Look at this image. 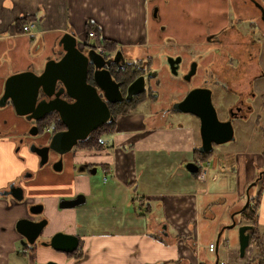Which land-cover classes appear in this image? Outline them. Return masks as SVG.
<instances>
[{
    "label": "crops",
    "instance_id": "crops-1",
    "mask_svg": "<svg viewBox=\"0 0 264 264\" xmlns=\"http://www.w3.org/2000/svg\"><path fill=\"white\" fill-rule=\"evenodd\" d=\"M199 1L203 0H161L159 5L158 0H0V98L10 75L27 70L40 74L48 59H59L64 52L58 43L65 33L73 32L82 45L90 41L87 24L91 22L99 28L101 37L115 42L124 59L152 58L154 66L155 59L148 49L154 5L162 20L163 12L177 11L181 3L187 11L190 4ZM235 1L226 0L225 4L232 9ZM219 14L223 26L217 29L211 23L206 35L229 26L228 10ZM28 24L34 25L25 31L23 26ZM157 101L158 97L147 98L130 113L118 115L113 131L102 136L105 144L99 156L85 158L91 155L86 153L89 150L79 149L65 155L61 170L46 167L40 177L28 183L25 201L0 196V264H203L198 220L208 213L207 208H212L211 184L219 183L216 195L230 199L232 214L239 211L247 202V193L251 197L256 187L250 188V184L264 170V148L261 153L240 150L232 172L222 158V176L213 173L206 181H200L186 168L197 158L196 149L201 145L195 129L168 120ZM146 102L153 108H145V114L139 112ZM30 124L25 116L17 114L11 102L0 106V190L19 180L27 168L32 169L26 166L6 178L19 165L28 164L29 156L21 155L27 148L17 152L16 147L19 135ZM243 131L239 129V134L246 138ZM261 141L264 145L263 135ZM232 151L233 146L229 145L220 152L231 158ZM20 156L26 157L27 162ZM30 157L36 160L31 154ZM87 158L104 163L103 183L111 180L108 189L99 190L92 174L77 167ZM207 160L213 169L210 155ZM79 195L84 196L83 203L61 208V201ZM101 198H108V202L93 203ZM36 201L45 204L49 225L44 237L27 247L22 244L24 238L16 225L23 218L37 219L28 210ZM258 213L259 227L264 232V183ZM57 232L79 237L80 257L42 244ZM211 242L213 239L206 246Z\"/></svg>",
    "mask_w": 264,
    "mask_h": 264
},
{
    "label": "water",
    "instance_id": "water-1",
    "mask_svg": "<svg viewBox=\"0 0 264 264\" xmlns=\"http://www.w3.org/2000/svg\"><path fill=\"white\" fill-rule=\"evenodd\" d=\"M264 12L263 6L256 3ZM158 9L155 8L154 15L157 16ZM58 45L62 48L63 54L59 59L50 58L47 60L44 70L38 74L33 70H27L10 75L4 85V92L0 98V106L6 105L8 100L13 104L17 114L27 119L39 120L50 112H58L61 121L65 125L53 135V150L63 155L69 152L80 140L87 139L99 126L112 120L111 112L107 102H119L123 100L119 83L113 79L108 69L111 59L107 60L104 55L95 49L84 50L73 32H67L60 39ZM117 56H121L118 52ZM181 58L174 62H179ZM169 64H173L168 59ZM93 67L94 84L88 82L89 69ZM172 67V66H171ZM186 80H190L195 74V64L191 67ZM174 74L177 73L173 68ZM145 88V78H137L128 87L127 99L141 93ZM103 92V96L98 93ZM66 94L67 98L63 95ZM43 95V97H41ZM181 113H189L199 118V135L201 145L198 147L202 154H210L214 145L225 144L235 140L234 127L231 121H220L212 104L211 91L207 88H196L191 90L187 96L176 102L173 106ZM46 161V160H44ZM62 165L58 168L61 169ZM186 168L190 172H197L199 166L195 162H189ZM97 171L91 172L92 175ZM262 171L258 178L250 184V188L257 184L262 177ZM21 191V190H20ZM22 192V191H21ZM6 195H12L16 200H22L23 194L11 190ZM247 202L239 210L232 214L233 222L224 226L217 238L218 254L219 239L227 227H234L237 224L235 215L246 208L250 197L247 193ZM84 202V196L79 195L73 199L63 200L61 208H72ZM43 205H34L30 208L33 214H39ZM36 207H40L36 208ZM48 223L47 219L35 221L29 218L20 219L17 222V230L22 234L24 246H34L40 239L44 228ZM253 225L240 224L239 226V254L244 257L251 245V230ZM79 237L65 232L53 234L48 242L57 251L72 253L79 247ZM217 255L215 264H219ZM47 264H58L49 261Z\"/></svg>",
    "mask_w": 264,
    "mask_h": 264
},
{
    "label": "flooded vegetation",
    "instance_id": "flooded-vegetation-1",
    "mask_svg": "<svg viewBox=\"0 0 264 264\" xmlns=\"http://www.w3.org/2000/svg\"><path fill=\"white\" fill-rule=\"evenodd\" d=\"M239 3H244L245 6L243 8L246 11H240L242 9H238L237 5H239ZM256 3L264 8V0H239L232 4L233 9L236 7L238 12L236 22L231 20L232 22L229 24V26H231L230 28L227 26L217 34L215 33L211 35L213 41V55L207 67L200 68L201 61L197 59L190 60L187 67H185L187 60L184 54L167 55V64L170 73L189 86V89L181 100H183L193 89H209L211 91L212 104L219 120L231 121L233 124L235 133L234 141L237 139L239 129L246 128L251 121L253 122V127L260 130L264 136V41L261 37V35L264 36V12ZM251 4L253 6H251ZM250 6L255 8L258 12L256 14L250 13L249 15L247 11ZM239 20L247 22L248 30L243 32L240 30L238 27ZM87 42L89 43V41ZM81 48L84 50L90 49V47L85 45ZM117 53L118 51L112 56H105V58L107 60L111 59L112 63L108 69L110 70L113 79L119 83L123 100L119 102H107L113 119L106 123H112L117 116L115 113V107L117 104L131 101L136 97V95H134L131 99H127L128 87L133 81L143 76L145 78V88L143 91L147 93L148 88L151 87L150 81L157 77V73L150 69L147 63H143L131 70L136 74V78L125 86L122 79L116 78L115 74L124 69L127 64L126 62L128 61L123 58L121 52V56H117ZM169 58L173 64H169ZM178 58H181L180 61L174 62ZM193 64H195V74L190 80H186L185 78L191 71ZM172 68L177 71L176 74L172 72ZM202 75L203 78H200ZM198 76H200V79L195 83V79ZM88 82L94 84L93 67L89 69ZM157 83L159 84V80ZM98 93L103 96L101 90H98ZM41 97H43V95H41ZM63 97L67 98V95L64 94ZM67 99L71 100L70 98ZM8 102L11 101L8 100ZM173 106L172 109H174ZM196 119L198 120L200 127V120L198 117H196ZM29 121L31 122L30 126L23 134L19 135V142L16 150L17 152H20L22 147H26L29 154L36 157L35 165L37 170L27 168L19 180L10 182L7 187L0 190V196L2 197H13L10 194H5L11 190H15L17 193H22V200L15 199L18 202L25 201V193L28 183L35 180L36 177H40L41 172L46 170V167H51L52 170L56 171L63 164L64 157L67 153L72 151L76 152L79 149H81V151H88V149L80 147V142H83L86 139L80 140L69 152L63 155L53 150V135L66 128L61 121L58 112H50L39 120L32 118ZM10 131H12V129H10ZM0 134H3L1 130ZM100 152L101 150H89L86 153L91 155H85V158L88 157L90 159V156H99L98 154ZM20 157L24 162H27L26 157ZM88 158L87 160H81L77 164V167L81 170L89 171L90 173L98 170L99 173L104 163L92 162ZM263 171L264 170H262V172ZM34 205H43L41 206L42 210L39 214H33L30 212V208ZM36 208L41 209L40 207ZM28 210L31 216L37 218L35 221L42 219L49 220L45 215V204L41 201H36L35 203L30 204ZM48 223L40 238L44 237L43 235L49 225ZM76 251L77 250L74 252Z\"/></svg>",
    "mask_w": 264,
    "mask_h": 264
},
{
    "label": "rangeland",
    "instance_id": "rangeland-1",
    "mask_svg": "<svg viewBox=\"0 0 264 264\" xmlns=\"http://www.w3.org/2000/svg\"><path fill=\"white\" fill-rule=\"evenodd\" d=\"M158 1L160 5L161 0ZM225 1L226 0H203L199 2H193L190 4V7L187 9V11L182 7L183 3H181L179 7L181 10L178 8L177 11H171L169 9L167 13L163 12L162 20L158 18V14L157 16L154 15L155 8L158 9L156 4L154 5L152 12V39L148 49L150 50L149 54L151 53L155 59L152 70L157 73V77L152 79L150 83L152 89L155 90L158 95L157 105L160 106V111H163V113L166 114L168 120H173L174 124L177 125L182 122L185 125H189L194 128L198 135L197 143H201V139L199 135V123L196 117L192 114L181 113L172 109V106L176 102H179L186 94L189 86L184 84L179 78H176L170 73L167 64V55L184 54L187 60L185 67H187L188 62L192 59L201 61L200 68L207 67L213 55L212 36L205 34V32H207V28L211 23L217 25V29L223 26V21L221 20V16L219 14V12L223 9L228 10L230 19L229 24L232 22L231 20L236 22L238 14L236 7H234V9H231L230 5L227 7ZM237 6L238 9H242L240 11H246L243 8L245 6L244 3H239ZM251 6L253 5L251 4ZM251 6L248 8L247 13L249 15L250 13L256 14L258 11ZM190 10H194L195 13H189ZM230 27L231 26H228V28ZM238 27L242 32L248 30V25L245 21L239 20ZM198 28L201 29V31H199ZM217 33L218 32H216V34ZM261 37L264 41V36L261 35ZM199 77L200 76L195 79V83L198 82L200 78H203V75L200 78ZM158 80L159 84H157ZM148 107H150L149 109L153 108L149 102H146L139 108L138 111L145 114L147 111L145 108ZM255 128L253 127V122L251 121L246 126L244 131L241 129L243 132H245L244 135L247 136L246 138H243L242 133L239 134L238 132L236 141L215 145L214 152L210 154L212 163L215 167L213 169L211 167L209 178L213 173H218L219 176H222V172L225 170V164H223L222 158L226 159L228 171L232 172L234 171V168L237 164L236 154L240 150L253 149L255 153L262 152V149L264 148V145L261 141L262 133L260 130ZM253 137H255V139ZM106 138L111 141L113 140L112 136H106ZM229 145L233 146V153L230 155L231 158L222 156L220 152ZM216 157L218 158L216 159ZM92 176L93 183L98 185L97 188L99 190H102L103 188L108 189L111 180L109 181V184H105V182L103 183L102 171H99V173ZM218 186L219 183L217 182L211 184V194L209 198H211L210 207L212 208H207L208 213L204 215L205 218L202 216L201 219L198 220L200 229L198 243L201 245L200 252H202L204 255V257L201 258V262H203V264H206L207 262V264L210 262L215 263L217 257V254L215 253L216 251L214 253L210 252L206 245L211 239H213V242L217 243V237L223 226L229 224L231 225L233 222L231 217L232 213L230 212L232 209V206H230V199L225 198L223 195H216ZM204 187L205 186H203V188ZM231 191H233V189L230 190V193H232ZM253 192H257V187H253L252 193ZM96 202H108V198H101L93 201V203ZM202 209L203 207H201V210ZM203 214L204 212L202 211V215ZM236 217H238V220H236ZM241 219V215L236 214V226L227 227L222 233L218 254L220 260L219 264H222L221 261H225L227 264H251V258H253V255H255L252 241L245 256L242 258L239 254V226L240 223L247 224L246 222H248L247 220Z\"/></svg>",
    "mask_w": 264,
    "mask_h": 264
},
{
    "label": "trees",
    "instance_id": "trees-1",
    "mask_svg": "<svg viewBox=\"0 0 264 264\" xmlns=\"http://www.w3.org/2000/svg\"><path fill=\"white\" fill-rule=\"evenodd\" d=\"M87 28L88 31L90 30L96 31L97 33L96 43L98 45L104 46L107 52L109 53V55L112 56L118 51L115 42L108 38L101 37L99 28L95 26L92 22L87 24ZM126 63H127L126 67L122 69L120 72H117L115 74L116 78L122 79L123 84L125 86L136 78V74H134V72L131 71L133 68H136L143 63H147L149 68L152 69L153 59L152 58H149L147 60L137 59V60L128 61ZM156 97H157V92L153 90L152 87H149L147 93L143 91L142 93L137 94L136 97L131 101H126L122 104H117L118 106L116 105L115 107V113L117 116L120 114H128L131 111H133L138 106V104L145 101L147 98L156 99ZM117 116L115 117L112 123L103 124L99 126L95 131H93L92 134L86 140L80 142L81 143L80 147H83L88 150H102L103 148V146L101 145L102 136L106 133H111L113 131V129L116 126ZM209 155L210 154H202L196 149L197 158L194 160V162L198 163L199 161L207 160ZM199 171L200 168L197 172H193L192 174L195 177H197ZM258 176L259 174L257 175L256 179L258 178ZM263 183H264V171L262 177L259 179V181L256 184L257 192L256 193L253 192L251 194L249 203L246 206V208L240 211L239 213H237L241 215L243 220L248 221L246 222L247 224L253 225V228L250 233H251V241L254 245L255 255H253V258H251V264H264V232L259 227V213H258ZM79 251L74 252L73 255L77 254V256L80 257L81 253H79Z\"/></svg>",
    "mask_w": 264,
    "mask_h": 264
},
{
    "label": "built area",
    "instance_id": "built-area-1",
    "mask_svg": "<svg viewBox=\"0 0 264 264\" xmlns=\"http://www.w3.org/2000/svg\"><path fill=\"white\" fill-rule=\"evenodd\" d=\"M34 24H28L25 25L23 28L25 31L29 30ZM88 39L90 40L89 43L85 42V46L90 47V49H95L97 52L101 53L104 56H110L109 53L107 52L106 48L104 46L98 45L96 43V37L97 33L95 30H90L87 33ZM101 144L104 145L105 141L101 140ZM198 166L200 168L199 174L197 176V179L200 181H206L207 177L209 176V171H210V164L211 162L209 160H203L199 161ZM107 178L106 176L104 177V181H106ZM208 249L210 252H214L217 249V244L215 242H211L208 246ZM222 264H226L225 261H221Z\"/></svg>",
    "mask_w": 264,
    "mask_h": 264
},
{
    "label": "clouds",
    "instance_id": "clouds-1",
    "mask_svg": "<svg viewBox=\"0 0 264 264\" xmlns=\"http://www.w3.org/2000/svg\"><path fill=\"white\" fill-rule=\"evenodd\" d=\"M21 155L29 156L28 164L27 165H19L15 168L14 172L9 174L6 178H11L13 175L18 173L19 171H22L24 167L31 166L33 170H35V161L30 157V154L28 153L27 149H23L21 152Z\"/></svg>",
    "mask_w": 264,
    "mask_h": 264
},
{
    "label": "bare ground",
    "instance_id": "bare-ground-1",
    "mask_svg": "<svg viewBox=\"0 0 264 264\" xmlns=\"http://www.w3.org/2000/svg\"><path fill=\"white\" fill-rule=\"evenodd\" d=\"M209 180V179H208Z\"/></svg>",
    "mask_w": 264,
    "mask_h": 264
}]
</instances>
